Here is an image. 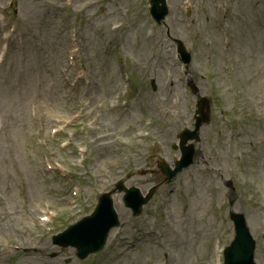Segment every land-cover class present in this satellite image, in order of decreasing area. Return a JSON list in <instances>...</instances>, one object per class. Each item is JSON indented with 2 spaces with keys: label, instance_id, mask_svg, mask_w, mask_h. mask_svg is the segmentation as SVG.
Returning a JSON list of instances; mask_svg holds the SVG:
<instances>
[{
  "label": "rangeland",
  "instance_id": "374dc122",
  "mask_svg": "<svg viewBox=\"0 0 264 264\" xmlns=\"http://www.w3.org/2000/svg\"><path fill=\"white\" fill-rule=\"evenodd\" d=\"M4 1V2H3ZM7 0H0L3 6ZM51 0H23L22 16V47L20 60H15L7 71L0 76V119L1 109L12 111L14 108H22V102L35 93H41L39 101V115L37 118L25 113L21 124L8 127L7 122L0 123V192L4 195V208L9 211L14 225L21 226L29 222L25 210L26 199L19 191L18 182L15 185H7L8 176L16 168H21L25 173V181L29 190L33 191L36 186L40 188L45 185L34 171L37 170L38 151L28 148L29 136L37 120L48 118L52 113V105L55 101L63 111L61 97L64 89L61 87L58 72L63 69V51L67 45V35H58L61 29L60 18L55 14V8L50 7ZM20 17V16H19ZM91 26L85 28V43L88 58H92L95 47L99 41L92 37ZM256 64L263 65L264 69V46L257 52ZM53 69L54 73L49 70ZM22 77L24 91H15L13 84L18 76ZM97 153L101 152L96 149ZM101 162L100 174L102 177L110 178L108 166ZM105 170L106 173L105 174ZM10 181V180H9ZM262 260L264 248L258 253ZM142 264V263H137Z\"/></svg>",
  "mask_w": 264,
  "mask_h": 264
}]
</instances>
